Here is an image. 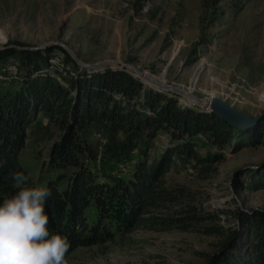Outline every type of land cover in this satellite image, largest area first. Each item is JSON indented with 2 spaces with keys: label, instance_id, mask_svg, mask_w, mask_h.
<instances>
[{
  "label": "rangeland",
  "instance_id": "374dc122",
  "mask_svg": "<svg viewBox=\"0 0 264 264\" xmlns=\"http://www.w3.org/2000/svg\"><path fill=\"white\" fill-rule=\"evenodd\" d=\"M211 1L0 0V76L12 67L18 78L19 72L24 73L18 71L20 52H41L43 59L50 54L45 73L62 85H66L60 76H66L64 72L122 71L146 90L176 99L181 107L209 114L210 107L200 100L223 101L239 114L260 119L250 129H233L245 132L262 125L264 136V0H219L217 5ZM147 2L149 11L143 13ZM235 3L241 8H233ZM49 49L53 51L48 53ZM106 61L129 65L153 81ZM10 81L14 80H2ZM61 136L59 127L43 113L27 130L18 158L35 185L47 187L56 178L42 167ZM80 136L97 148V172L106 148L126 138L123 132L111 134L99 122ZM198 138L195 151L200 160L216 154L204 138ZM167 145L168 138L160 134L149 145L150 156L160 155ZM232 150V146L222 150V160L211 170L195 160L182 164L175 159L165 181L189 190L200 209L223 212L219 223L223 229L242 231L238 212L264 215V190L247 189L252 180L264 176V142ZM113 166L105 163L117 173L128 169ZM223 243V238L204 236L197 228L137 230L113 242L78 248L66 259L68 264H212L222 254Z\"/></svg>",
  "mask_w": 264,
  "mask_h": 264
},
{
  "label": "trees",
  "instance_id": "16d2710c",
  "mask_svg": "<svg viewBox=\"0 0 264 264\" xmlns=\"http://www.w3.org/2000/svg\"><path fill=\"white\" fill-rule=\"evenodd\" d=\"M218 2L212 0L211 5ZM232 7L241 8L237 3ZM40 54L20 52L18 71L24 73L19 72L16 81H0V160L4 161L0 202L17 191L11 178L14 172L23 173L28 185L35 186L18 157L27 130L43 113L62 131L42 171L56 174L47 184L51 195L46 212L50 231L66 234L70 240L66 258L78 248L113 242L137 230L184 232L197 228L204 236L224 240L223 252L212 264H264V215L238 212L243 230H225L219 224L223 212L200 209L189 190L165 181L175 159L182 164L195 160L202 163V169L211 170L222 160L226 147L232 146L236 152L262 144V125L237 131L213 113L181 107L172 97L146 90L122 71L64 72L66 76H60L66 85H62L45 73L46 58L51 55L43 59ZM8 83L17 86L10 88ZM95 122L106 124L111 134L126 135L121 144L112 142L102 153L99 172L95 169L96 146L80 136ZM160 134L168 138V145L160 155L150 156L149 145ZM199 136L216 154L199 159L195 151ZM105 163L128 169L117 173ZM63 182L65 188L60 191ZM247 189L264 190V176L252 180Z\"/></svg>",
  "mask_w": 264,
  "mask_h": 264
},
{
  "label": "clouds",
  "instance_id": "9594fccd",
  "mask_svg": "<svg viewBox=\"0 0 264 264\" xmlns=\"http://www.w3.org/2000/svg\"><path fill=\"white\" fill-rule=\"evenodd\" d=\"M11 178L17 191L0 202V264H68V236L49 229L46 200L51 189L29 186L20 172Z\"/></svg>",
  "mask_w": 264,
  "mask_h": 264
},
{
  "label": "water",
  "instance_id": "95a60500",
  "mask_svg": "<svg viewBox=\"0 0 264 264\" xmlns=\"http://www.w3.org/2000/svg\"><path fill=\"white\" fill-rule=\"evenodd\" d=\"M56 45H58L59 47L61 46L59 44H56ZM108 63L125 66L128 69L136 72L138 75L147 77L146 74L140 73L138 70H136L135 68L129 65H124L123 63H120V62H108V61L105 62V64H108ZM166 87L168 89L170 88V86H166ZM174 89L176 91H179L178 88H174ZM200 102L203 106L210 107L213 114L218 116L220 119L226 122L230 127L235 128V129L247 130V129H250L251 127H254L260 121V119L250 118L248 116L237 113L228 104L220 100L212 99L211 101H209V104H208V100H200Z\"/></svg>",
  "mask_w": 264,
  "mask_h": 264
},
{
  "label": "built area",
  "instance_id": "2783aa9c",
  "mask_svg": "<svg viewBox=\"0 0 264 264\" xmlns=\"http://www.w3.org/2000/svg\"><path fill=\"white\" fill-rule=\"evenodd\" d=\"M127 6V5H125ZM149 11V4L148 2L145 4L144 8H143V13H147ZM6 72V71H5ZM6 76V77H5ZM4 77L0 76V80H18V76H17V70L16 68L12 67L11 69L7 70L6 74Z\"/></svg>",
  "mask_w": 264,
  "mask_h": 264
},
{
  "label": "bare ground",
  "instance_id": "6f19581e",
  "mask_svg": "<svg viewBox=\"0 0 264 264\" xmlns=\"http://www.w3.org/2000/svg\"><path fill=\"white\" fill-rule=\"evenodd\" d=\"M147 76V75H146ZM144 77V76H143ZM144 78H147L148 80H150V81H153V79H151V78H149L148 76L147 77H144ZM196 80V79H195ZM162 86V85H161ZM163 86H165V85H163ZM179 92L181 93V94H183V95H186L187 97H189L190 96V93L189 92H183V91H181V90H179ZM209 101L210 100H208V104H209Z\"/></svg>",
  "mask_w": 264,
  "mask_h": 264
}]
</instances>
